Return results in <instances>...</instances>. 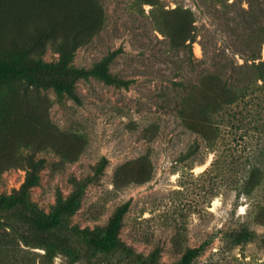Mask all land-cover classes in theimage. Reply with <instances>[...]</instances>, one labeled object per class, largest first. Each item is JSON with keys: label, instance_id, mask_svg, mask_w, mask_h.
Listing matches in <instances>:
<instances>
[{"label": "rangeland", "instance_id": "374dc122", "mask_svg": "<svg viewBox=\"0 0 264 264\" xmlns=\"http://www.w3.org/2000/svg\"><path fill=\"white\" fill-rule=\"evenodd\" d=\"M227 2L218 12L215 0H0V62L25 69L0 78V198L37 171L23 204H0V264H176L202 243L192 264L264 263V88L226 107L244 122L232 119L238 129L225 127L214 150L202 136L220 86L192 90L181 117V41L195 33V61L209 59L231 48L225 17L234 26L240 7L264 8ZM118 48L110 71L127 87L99 65ZM252 165L261 181L247 193ZM126 201L117 246L89 250L80 233L103 234ZM67 204L59 229L31 222ZM241 230L253 237L238 240Z\"/></svg>", "mask_w": 264, "mask_h": 264}, {"label": "trees", "instance_id": "16d2710c", "mask_svg": "<svg viewBox=\"0 0 264 264\" xmlns=\"http://www.w3.org/2000/svg\"><path fill=\"white\" fill-rule=\"evenodd\" d=\"M220 5V9L216 8L218 12L224 10L223 8L229 6H235V3H228L227 0H215ZM238 20L233 19L235 25L229 26L228 21L230 17L226 18V26L230 31V37L228 42L230 47L218 48V52L211 55V57L204 58L202 60L195 61L192 53V43L195 41V33H191L186 39L181 41V80L177 83H181V117L184 116L186 109L185 102L191 95V91L197 87L202 86L207 81L216 82L223 91V99L219 101L218 105L211 111L205 112V119L210 124L213 134L210 136H202L204 140V146L206 149L214 150L218 145V139L222 134L225 127L235 128L236 125L231 120L234 119L238 123L243 124V120L236 118L235 115L229 116L225 110L230 104L237 102H243L255 91L264 88V59L260 56V46L264 42V8L260 5L254 6L248 5L247 8H239ZM225 11V10H224ZM191 14L193 12L190 11ZM194 21V20H193ZM194 26H192L193 28ZM170 47L179 48L172 43V40H168ZM231 50V51H228ZM122 50L118 48L106 56H104L99 65L103 69L102 75L105 78L106 83H114L127 87L130 80L122 79L110 71V65L115 57ZM206 53V52H205ZM232 54V55H231ZM233 54L242 55L243 62L238 63ZM201 66L198 69V66ZM24 68L16 67L13 63L0 62V78L15 76L24 73ZM96 68L85 70L83 68L73 69L74 73L89 75L96 73ZM189 73V74H187ZM193 74V75H190ZM52 83L55 85L58 91H70L71 86L66 84L62 85L61 82L54 80ZM178 110V109H177ZM228 118V119H227ZM248 123V122H246ZM229 128V129H230ZM203 160H201V163ZM251 183L252 186L247 191L250 193L261 181V173L256 165L251 166ZM37 179V171L35 165L27 168L24 181L21 184L19 195L15 198H0V204L6 207H13L23 204L27 191L35 185ZM71 204L62 206L56 210L50 217L33 216L31 222L40 230H57L61 225V216L65 211L71 210ZM129 201L123 203L116 211L115 215L110 220L105 232L101 235H95L90 232L80 233L81 239L89 250L96 252H108L117 246V233L122 224V218L127 211ZM18 216L21 219H26L27 215L24 212H20ZM238 240H248L253 237V232L248 230H241L238 234ZM205 243L199 246L189 248L181 256V259L176 264H192V261L203 252ZM264 264V263H263Z\"/></svg>", "mask_w": 264, "mask_h": 264}, {"label": "bare ground", "instance_id": "6f19581e", "mask_svg": "<svg viewBox=\"0 0 264 264\" xmlns=\"http://www.w3.org/2000/svg\"><path fill=\"white\" fill-rule=\"evenodd\" d=\"M206 164H207V163H206ZM206 164L201 165V166H198L197 169H202V168H204V167L206 166Z\"/></svg>", "mask_w": 264, "mask_h": 264}]
</instances>
